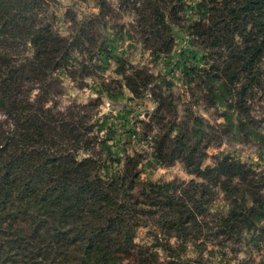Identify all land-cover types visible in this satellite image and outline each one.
I'll return each mask as SVG.
<instances>
[{"label": "trees", "instance_id": "16d2710c", "mask_svg": "<svg viewBox=\"0 0 264 264\" xmlns=\"http://www.w3.org/2000/svg\"><path fill=\"white\" fill-rule=\"evenodd\" d=\"M53 1L0 0V264H210L208 252L239 251L244 231L261 236L264 172L229 153L205 164L219 128L204 124L185 102L183 118L163 124V110L176 116L171 90L156 94L150 120L138 122L145 137L152 119L159 126L151 147L162 165L179 161L197 179L142 181L144 156L97 154L102 141L89 123L96 103L61 111L45 98L31 100L37 85L48 93L55 72L93 75L102 58L114 62L134 98L155 81L148 66L114 54L91 26L107 29L98 13L62 35ZM191 1L131 0L130 8L152 63L172 50V26L186 32L202 52V63L186 68L189 99L220 118L224 102L242 127L244 117L254 119L257 96L264 101V0ZM98 5L112 10L105 0ZM217 200L225 210L215 209ZM140 228L149 242L137 241ZM189 246L193 258H185Z\"/></svg>", "mask_w": 264, "mask_h": 264}, {"label": "rangeland", "instance_id": "374dc122", "mask_svg": "<svg viewBox=\"0 0 264 264\" xmlns=\"http://www.w3.org/2000/svg\"><path fill=\"white\" fill-rule=\"evenodd\" d=\"M98 1L54 0L52 6L55 13V28L62 35L68 36L75 31L78 23L88 22L93 14L98 13L107 23V29H103L99 23L95 26L91 24V26L106 35L107 43L116 56L136 66H148L155 78L154 83L149 85L140 97L134 98L124 86L120 85L121 77L114 71V62L102 58L99 62L100 66L95 69L93 75L84 74L82 77L72 79L63 71L55 72L48 82V93L44 94L47 86L37 85L30 95L31 100L45 98L46 106H55L61 111H67L73 103H96L89 123L94 124L92 135L102 141L96 146L97 154L104 156L101 151L109 150L120 157L124 154L144 156L145 159L138 164L142 181L197 179L194 175L187 173L179 161L172 165H162L155 158L151 147V140L159 130V126L152 119L154 129L147 131L148 136L145 137L146 131L138 122L150 120L156 108L154 101L156 94L171 90L175 97L176 116L173 117L171 109L163 110L162 114L165 117L163 124L175 117L177 121L182 119L185 113L183 107L185 102L195 115L202 116L204 124L210 123L219 128V141L211 143L206 149L208 158L205 164L213 163L216 154L229 153L256 170L264 172V101L260 100L259 95L250 113V116L254 118L253 121H247L248 118L244 117L242 127H240L236 111L227 107L224 102L220 109L227 113L225 118H220L213 110H206L203 105L192 104L186 92L189 83L188 80H184V76L188 66L195 62L202 63V52L191 44L186 32L172 26L174 38L172 50L152 63L148 45H145L141 39L138 14L130 8L131 0H105L112 8L110 12H107V7L100 9ZM188 2L194 5L191 0ZM192 11L188 10L189 17L192 16ZM82 57L85 58L86 55L79 56V58ZM3 118L5 117L0 114V119ZM220 124H223V127L226 126V132ZM83 155L84 153H81L80 157ZM214 207L225 210L226 203L217 200ZM258 223L264 226V221L259 220ZM147 235V229L140 228L136 239L138 242H149ZM243 239L239 251L231 252L228 249L226 253H218L213 257L208 252L206 258L210 264H264V233L259 236L258 232L246 230L243 232ZM159 255L160 258L165 257L163 251L159 252ZM195 256L194 247L189 246L185 252V258Z\"/></svg>", "mask_w": 264, "mask_h": 264}]
</instances>
